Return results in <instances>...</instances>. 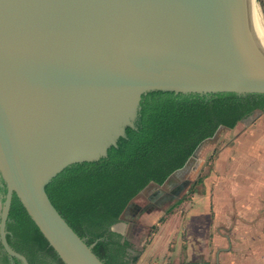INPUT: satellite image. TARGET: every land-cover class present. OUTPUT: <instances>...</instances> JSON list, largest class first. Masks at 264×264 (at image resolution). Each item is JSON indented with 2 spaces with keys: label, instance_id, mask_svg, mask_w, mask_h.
<instances>
[{
  "label": "water",
  "instance_id": "obj_1",
  "mask_svg": "<svg viewBox=\"0 0 264 264\" xmlns=\"http://www.w3.org/2000/svg\"><path fill=\"white\" fill-rule=\"evenodd\" d=\"M155 90L264 94L252 0H0V239L11 256L29 264L7 240L17 195L64 264H105L46 187L106 156Z\"/></svg>",
  "mask_w": 264,
  "mask_h": 264
},
{
  "label": "trees",
  "instance_id": "obj_2",
  "mask_svg": "<svg viewBox=\"0 0 264 264\" xmlns=\"http://www.w3.org/2000/svg\"><path fill=\"white\" fill-rule=\"evenodd\" d=\"M258 109L264 111V94L150 91L142 96L134 126L126 128L117 145L98 160L66 167L48 183L49 197L88 244L96 242L94 252L105 264H135L140 253L129 252L130 242L112 229L127 206L151 182L163 184L183 167L220 125L234 128ZM9 218L17 237L64 264L17 195ZM19 250L28 253L33 249Z\"/></svg>",
  "mask_w": 264,
  "mask_h": 264
},
{
  "label": "crops",
  "instance_id": "obj_3",
  "mask_svg": "<svg viewBox=\"0 0 264 264\" xmlns=\"http://www.w3.org/2000/svg\"><path fill=\"white\" fill-rule=\"evenodd\" d=\"M205 186L185 204L175 232L159 223L142 249H129L140 253L135 264H264V114L229 140ZM130 223L120 224L126 230Z\"/></svg>",
  "mask_w": 264,
  "mask_h": 264
},
{
  "label": "flooded vegetation",
  "instance_id": "obj_4",
  "mask_svg": "<svg viewBox=\"0 0 264 264\" xmlns=\"http://www.w3.org/2000/svg\"><path fill=\"white\" fill-rule=\"evenodd\" d=\"M264 114V111L261 109L256 110L252 115L245 117L241 121L237 123V125L241 123H245L247 120L257 116V115ZM236 125V126H237ZM235 126V127H236ZM234 127V128H235ZM234 128H229L225 125H220L218 127V130L216 131L215 135L211 138H214L217 136L218 132L222 129H228L233 130ZM210 139V138H208ZM206 139V140H208ZM205 140V141H206ZM203 141L196 151L193 153V155L188 159V161L185 163V165L177 170H175L170 177L163 183L158 184L156 182H151L144 190H146L147 193V199L144 200V198H141L139 201L133 200L126 208L122 219L119 221V223L124 221H130L129 224V231H132L137 226V219H139L143 215H149L153 211L156 210H163L164 208H168L172 203L182 198L183 194L189 192V188L192 185V181L184 178V173H186L190 169H201V166L197 165H190L191 159H196L198 156V152L200 147L202 146ZM197 170V171H198ZM172 177L180 178L179 180H173ZM6 188L4 186L3 179H0V200L3 201V197L5 195ZM141 193V192H140ZM1 221V219H0ZM12 222V219L9 218L7 220V240L11 246L12 249L15 251L23 254L29 264H58L51 260L46 254H44L43 251L39 250L37 246H31L30 243L27 242V240L17 237L15 233L10 229V223ZM115 231V230H114ZM116 232H119L123 235V240L127 239L129 234L126 232H122L119 230H116ZM19 249H33L29 250L28 253H24ZM0 264H22V261L18 259L17 257L11 256L5 246L3 245L1 239H0Z\"/></svg>",
  "mask_w": 264,
  "mask_h": 264
},
{
  "label": "rangeland",
  "instance_id": "obj_5",
  "mask_svg": "<svg viewBox=\"0 0 264 264\" xmlns=\"http://www.w3.org/2000/svg\"><path fill=\"white\" fill-rule=\"evenodd\" d=\"M256 2L264 21V0H256ZM244 125L245 123L240 122L231 131L228 129H222L218 132L216 137L210 138L202 144L197 158L190 160V165H199L201 166V169L198 170L193 168L184 173V178L192 181V185L189 188L190 192L183 194L182 198L172 203L168 208L153 211L149 214V217L137 220V226L132 231H129V226L126 230H123L121 224L117 226V230L129 234L130 249H142V247L149 241L148 236H152L162 229V226H159V223L163 224L165 221H168V224L163 228L164 230H162V232H165L166 230H169V232H175L177 224L185 217L187 211L185 204L195 194L201 195L205 192V180L211 175L217 166V158L221 152L229 146V140L239 133ZM172 179L177 181L180 178L172 177ZM141 198H144V200L147 199L146 190H143L134 200L139 201ZM162 218L164 219L163 221H161ZM137 230L139 231L137 232ZM182 231V228L179 227V232Z\"/></svg>",
  "mask_w": 264,
  "mask_h": 264
},
{
  "label": "bare ground",
  "instance_id": "obj_6",
  "mask_svg": "<svg viewBox=\"0 0 264 264\" xmlns=\"http://www.w3.org/2000/svg\"><path fill=\"white\" fill-rule=\"evenodd\" d=\"M252 7H253V11H254L255 16H256L262 30L264 31V21H263V18L261 16V13L259 11L256 0H252Z\"/></svg>",
  "mask_w": 264,
  "mask_h": 264
}]
</instances>
